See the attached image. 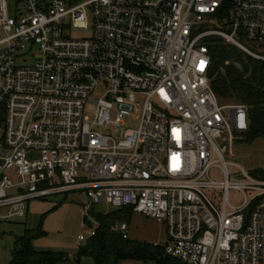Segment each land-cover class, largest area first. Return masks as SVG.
Here are the masks:
<instances>
[{
    "label": "built area",
    "instance_id": "built-area-1",
    "mask_svg": "<svg viewBox=\"0 0 264 264\" xmlns=\"http://www.w3.org/2000/svg\"><path fill=\"white\" fill-rule=\"evenodd\" d=\"M72 2L0 0V220L72 193L79 244L105 204L161 222L182 264H264V179L225 159L247 108L207 76L213 37L264 59V0Z\"/></svg>",
    "mask_w": 264,
    "mask_h": 264
},
{
    "label": "trees",
    "instance_id": "trees-1",
    "mask_svg": "<svg viewBox=\"0 0 264 264\" xmlns=\"http://www.w3.org/2000/svg\"><path fill=\"white\" fill-rule=\"evenodd\" d=\"M209 41L207 76L213 91L221 102H237L247 108V128L236 132L235 136L246 142L264 137V59L252 57L220 37L210 38ZM255 174L264 179V170L257 169ZM124 212L128 214L120 216ZM130 213V208L113 209L106 213H95L92 209L91 216L98 224L95 234L78 245L73 259L77 262L86 256L94 264H119L126 260L145 264H182L167 255L161 244L123 238L119 232L110 230L116 218L129 219ZM45 234L41 226H37L26 228L22 235L16 236L8 264H56L68 260L65 252L36 250L33 247L32 241Z\"/></svg>",
    "mask_w": 264,
    "mask_h": 264
},
{
    "label": "rangeland",
    "instance_id": "rangeland-1",
    "mask_svg": "<svg viewBox=\"0 0 264 264\" xmlns=\"http://www.w3.org/2000/svg\"><path fill=\"white\" fill-rule=\"evenodd\" d=\"M82 1L85 0H73L72 4ZM84 33L85 31L83 29H74L72 31L73 36H79ZM246 45L253 50H257L260 55L264 56V45L254 46L249 42L246 43ZM87 110L89 115H91L92 107L88 106ZM129 124L130 120L125 118L122 129ZM122 129L113 130L111 133L118 135ZM225 159L228 162L234 163L249 175L256 176L255 173L257 169L264 170V137H256L251 142H246L243 141L241 137L235 136L232 153L230 154L227 152ZM235 165L228 166V178L230 180L240 175L236 174L239 169ZM211 177L215 180L222 179V176L218 171H212ZM233 196L234 193L231 191L229 193V199H233ZM82 197V195L70 193L55 194L43 198L31 199L27 203L25 217L14 221L0 220V264L9 263L15 237L22 235L26 228H35L37 226H41L46 234L37 237L32 241L33 247L36 250L61 251L69 256L68 260L56 264H94L92 259L86 256L81 257L77 262L73 259L79 244L77 235H86L88 231V225L84 221L85 214L81 207ZM113 209L114 208L105 204H97L93 207L95 213H106ZM120 214V216H125L128 213L124 212ZM133 214H129V219H127V217L123 219L116 218L113 224L125 222L128 225L130 235H132L131 231H133L135 233L133 236L135 235L136 238L145 239L146 241L155 244H163L165 242V237L161 233L160 225L151 218L136 213ZM88 215L91 217V211L87 216ZM119 264L135 263L126 260L121 261Z\"/></svg>",
    "mask_w": 264,
    "mask_h": 264
},
{
    "label": "crops",
    "instance_id": "crops-1",
    "mask_svg": "<svg viewBox=\"0 0 264 264\" xmlns=\"http://www.w3.org/2000/svg\"><path fill=\"white\" fill-rule=\"evenodd\" d=\"M132 214H133V212H132ZM134 215V214H133ZM132 215V216H133ZM131 220H132V217H131ZM130 220V221H131ZM153 220V219H152ZM158 225H160L161 226V233H162V235L165 237V227H164V225L161 223V222H158V221H156V220H154ZM127 233H129L128 234V237L129 238H132V239H137V240H145V239H139V238H136L135 237V235L133 236V234H135L133 231H131V233H132V235H130V232H129V230H127ZM133 236V237H132ZM146 241V240H145Z\"/></svg>",
    "mask_w": 264,
    "mask_h": 264
},
{
    "label": "water",
    "instance_id": "water-1",
    "mask_svg": "<svg viewBox=\"0 0 264 264\" xmlns=\"http://www.w3.org/2000/svg\"><path fill=\"white\" fill-rule=\"evenodd\" d=\"M135 264H145V263H135Z\"/></svg>",
    "mask_w": 264,
    "mask_h": 264
}]
</instances>
